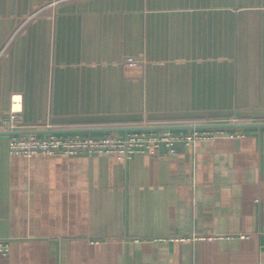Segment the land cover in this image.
<instances>
[{
	"label": "crops",
	"instance_id": "crops-1",
	"mask_svg": "<svg viewBox=\"0 0 264 264\" xmlns=\"http://www.w3.org/2000/svg\"><path fill=\"white\" fill-rule=\"evenodd\" d=\"M12 110L42 136L264 121V0H0ZM227 129L128 159L0 139V264H264V126Z\"/></svg>",
	"mask_w": 264,
	"mask_h": 264
},
{
	"label": "built area",
	"instance_id": "built-area-1",
	"mask_svg": "<svg viewBox=\"0 0 264 264\" xmlns=\"http://www.w3.org/2000/svg\"><path fill=\"white\" fill-rule=\"evenodd\" d=\"M142 59L127 57L125 62L130 65L139 64ZM22 119L18 110H12L3 123L2 130L21 129ZM220 135H240L227 128H192V129H163V130H130L125 134L91 135L83 133L47 135L10 134L8 137L11 153L31 156L37 153L55 154H101L113 153L128 159L138 153H159L161 147L175 151L177 143L195 145L203 139H212ZM11 249V242L0 237V255L6 256Z\"/></svg>",
	"mask_w": 264,
	"mask_h": 264
},
{
	"label": "water",
	"instance_id": "water-1",
	"mask_svg": "<svg viewBox=\"0 0 264 264\" xmlns=\"http://www.w3.org/2000/svg\"><path fill=\"white\" fill-rule=\"evenodd\" d=\"M262 127L264 126V121H252V122H239V121H229V122H218V123H197V124H180V125H147V126H134L125 127L127 131L130 130H163V129H192V128H245V127ZM111 128L109 130H114ZM43 130H0V139H8L10 134H22V133H36L42 132ZM47 131L55 132L56 129H50Z\"/></svg>",
	"mask_w": 264,
	"mask_h": 264
}]
</instances>
